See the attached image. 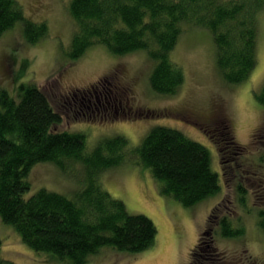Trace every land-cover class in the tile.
I'll list each match as a JSON object with an SVG mask.
<instances>
[{
    "label": "trees",
    "instance_id": "trees-1",
    "mask_svg": "<svg viewBox=\"0 0 264 264\" xmlns=\"http://www.w3.org/2000/svg\"><path fill=\"white\" fill-rule=\"evenodd\" d=\"M263 9L264 0H69L75 27L68 56L76 60L96 44L114 55L142 50L153 64L151 89L173 94L184 73L170 52L184 27L196 26L209 30L217 70L225 83L234 85L248 80L256 67L258 17ZM16 24L28 44L48 34L46 22L27 18L17 0H0V35ZM17 85L14 94L0 88V219L34 251L65 264H82L105 246L124 252L151 246L156 236L153 221L144 214L129 213L100 179L104 170L122 163L149 168L159 191L185 206L217 193L222 185L234 187L242 206L249 208V197L253 206L259 201L256 223L264 232V170L257 172L249 159L237 162L242 147L232 137L227 120L219 128L200 129L218 151L220 179L210 167L207 147L163 125L151 127L135 146L123 135H115L86 151L83 133L58 129L59 108L68 104L66 98L57 99L56 106V93L50 96L29 80ZM255 96L264 105V81ZM85 98L80 97V105L86 104ZM38 162H53L63 170L80 162L86 171L85 184L72 195L45 188L27 195L28 173ZM219 205L210 211L205 231L217 225L224 237L241 235L239 217L234 224L228 216L230 205L216 222ZM190 256L188 264L222 261L211 241L205 248L197 243ZM0 264L10 261L0 256Z\"/></svg>",
    "mask_w": 264,
    "mask_h": 264
},
{
    "label": "rangeland",
    "instance_id": "rangeland-1",
    "mask_svg": "<svg viewBox=\"0 0 264 264\" xmlns=\"http://www.w3.org/2000/svg\"><path fill=\"white\" fill-rule=\"evenodd\" d=\"M17 1L27 18L46 22L48 34L28 44L16 24L0 35V88L14 94L19 82L29 80L44 87L50 96L56 93L55 105L57 99L66 98L68 104L59 108L62 121L58 129L83 133L86 151L115 135H123L135 146L151 127L163 125L207 147L210 167L221 179L218 151L200 129L219 128L227 120L232 137L242 147L237 162L249 159L263 174L264 105L255 94L264 81V9L258 17L257 64L248 80L225 83L215 64L209 30L187 25L170 52L184 80L173 94H158L149 85L153 64L142 50L114 55L96 44L76 60L69 58L75 27L68 12L69 0ZM81 96L86 97L84 105L79 103ZM85 178L80 162H72L67 170L53 162H38L28 173L31 189L27 195L40 188L72 195L83 187ZM100 179L129 213L144 214L153 221L156 236L142 251L124 252L105 246L82 264H188L191 249L197 243L205 248L209 241L221 256L222 261L216 264H264V232L256 223L260 203L251 205L253 198L249 197V208L242 206L236 201L234 187L222 185L217 193L185 206L162 194L150 169L144 166L122 163L104 170ZM219 203L216 222L230 205L228 216L234 224L239 217L241 235L224 237L217 225L205 231L207 217ZM0 240V256L10 264H65L29 248L1 219Z\"/></svg>",
    "mask_w": 264,
    "mask_h": 264
}]
</instances>
